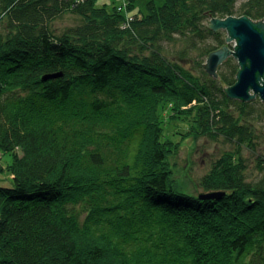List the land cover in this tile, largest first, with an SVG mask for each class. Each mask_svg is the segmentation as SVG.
<instances>
[{"label":"trees","instance_id":"trees-1","mask_svg":"<svg viewBox=\"0 0 264 264\" xmlns=\"http://www.w3.org/2000/svg\"><path fill=\"white\" fill-rule=\"evenodd\" d=\"M237 2L151 1L124 27L96 0H0V152L13 153L0 264H264V157L249 180L241 148L260 101L226 94L232 56L216 78L204 65L226 43L208 20L264 18V0ZM67 13L81 20L60 30ZM169 106L195 110L198 135L237 142L198 183L221 198L178 188Z\"/></svg>","mask_w":264,"mask_h":264},{"label":"rangeland","instance_id":"rangeland-1","mask_svg":"<svg viewBox=\"0 0 264 264\" xmlns=\"http://www.w3.org/2000/svg\"><path fill=\"white\" fill-rule=\"evenodd\" d=\"M151 1H153L156 5H163L166 0H96V3L99 7H107L109 12H113V10L116 9L122 13L125 19L123 26L128 27L133 20L136 18H142L148 13V3ZM243 1L245 0H238L237 6H239ZM249 17L252 18L251 16ZM252 19L256 22H259L260 20L264 22V18ZM80 20L81 19L79 17L71 13H67L56 19L54 24L58 29L62 30L70 25L77 24ZM211 20L212 18L207 21L208 25H210ZM219 30L225 32L226 43L224 45L228 46L231 51H235V46L237 45L236 39L228 41V32L225 29ZM207 41L213 42L214 39L210 37ZM163 44L168 49L176 50L183 47V43L180 41H177L176 45L167 41H164ZM203 44L204 42H199V45ZM196 53L197 51L195 50L192 54ZM230 56H232L239 64L238 58L234 54ZM206 61L207 58H205L204 64ZM221 65L222 64H220L219 67ZM198 70L199 68L196 69V72H198ZM210 76L214 77L212 75ZM256 99H259L260 101V104L255 105L256 112L258 113L251 115L250 118L256 132L254 146H248L247 144L241 146L242 153L248 163L247 178L249 180L256 179L260 176V171L257 165L258 156L264 157V106L261 105V103L264 104V101L259 97V95L252 100ZM195 102L196 101H193V103L189 106L195 105ZM185 110L187 113L181 111V114L174 111L171 107L168 108V111L165 110L164 116L161 120V127L165 134L163 138H169L175 143V147H173L174 152L170 161L172 162L174 168V176L180 183L178 184V188L186 193L200 197V194L206 191L198 186L199 180L205 174L209 173V171L213 168L212 166L214 161L218 157H220L227 150H235L238 145L237 142L226 138L224 135L217 134L215 137H209L202 134L198 135L200 132L195 128L193 117V115L196 114V111H189V109H184L183 111ZM12 160L13 153L3 151L0 152V168H2L0 169V185L10 186L12 184L11 173L8 170V164L12 162ZM217 191L219 190H215V192ZM206 193H208V191Z\"/></svg>","mask_w":264,"mask_h":264},{"label":"water","instance_id":"water-1","mask_svg":"<svg viewBox=\"0 0 264 264\" xmlns=\"http://www.w3.org/2000/svg\"><path fill=\"white\" fill-rule=\"evenodd\" d=\"M214 30L225 29L227 40L236 39L235 51L228 46L212 51L204 64L210 75L218 77V67L230 55L238 58L240 68L235 84L226 86V94L233 99L250 101L257 95L264 101V22L254 21L247 15H229L225 18L213 17L209 25ZM61 73L45 75L43 79L60 76ZM225 192H203L200 197L221 198Z\"/></svg>","mask_w":264,"mask_h":264}]
</instances>
